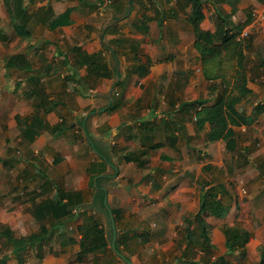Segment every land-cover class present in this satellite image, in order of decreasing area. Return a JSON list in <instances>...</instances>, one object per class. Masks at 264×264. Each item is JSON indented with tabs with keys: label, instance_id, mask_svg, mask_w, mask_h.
Masks as SVG:
<instances>
[{
	"label": "crops",
	"instance_id": "crops-1",
	"mask_svg": "<svg viewBox=\"0 0 264 264\" xmlns=\"http://www.w3.org/2000/svg\"><path fill=\"white\" fill-rule=\"evenodd\" d=\"M214 1L206 4L200 25L215 32L218 41L234 33L245 41L251 89L240 108L251 114L252 122L234 126L240 160L246 154L248 162L229 181L219 180L224 187L217 188L218 197L227 208L222 216L207 208L205 194L199 209L193 210L200 186L206 187V182L214 186L208 181L214 170L207 166L226 169L231 153L222 139L206 142L211 125L201 131L195 110L181 108L195 99L216 100L223 90L221 78L205 76L194 26L188 20L189 0H26L28 15L21 18L12 15L6 0H0V172L10 169L20 181L17 189L25 191L0 202V216H5L6 208L22 224L23 219L39 223V230L23 234L30 235L51 228L49 210L41 214L38 208L58 194L56 184L61 190L81 191L84 197L79 209L63 219L61 229L20 251L23 260L14 257L18 264L35 259L37 264H125L108 241L106 211L94 202L92 177L112 168L92 147L83 127L89 110L107 104L116 82L112 103L117 108L91 115L86 125L96 147L111 150L118 164L117 176L102 180L117 210L120 245L133 262L179 264L187 245L183 226L195 214L212 226V217L224 219L235 206V221L224 227L250 220L242 210L250 194L240 182L243 174L258 173L259 180L249 186L252 197L264 188L260 186L264 184V0L220 1L217 9L232 14L225 27L218 24ZM67 10L71 22L54 26ZM24 20L26 35L16 30ZM39 29L42 34L36 32ZM15 54L23 55L30 67L7 65L8 57ZM87 54L94 64L102 65L103 74L81 64ZM39 87L43 89L38 91ZM40 104L47 126L30 141L22 127ZM258 105L260 110L253 113ZM256 213L264 220V198ZM96 222L105 229L108 244L94 234L85 239L83 248L84 231ZM7 226L11 228L4 225L0 231ZM249 230L246 245L230 254L225 245L217 256L211 240L212 258L230 255L231 264H264V226ZM56 236L58 249L51 243ZM0 253L5 255L1 247ZM11 254H16L13 246Z\"/></svg>",
	"mask_w": 264,
	"mask_h": 264
},
{
	"label": "trees",
	"instance_id": "trees-1",
	"mask_svg": "<svg viewBox=\"0 0 264 264\" xmlns=\"http://www.w3.org/2000/svg\"><path fill=\"white\" fill-rule=\"evenodd\" d=\"M8 8L15 18H21L22 15H28L26 0H6ZM210 0H189L191 4V11L188 14L189 22L194 26L196 35L195 45L200 51L204 61V73L207 78H221L223 90L216 100L211 102L202 99H195L189 102L183 103L182 107L188 106V108L195 110V122L198 129L201 131L205 129L207 123L211 125L210 129L206 132V142H212L217 140H224L226 148L231 153V161L226 165L229 170L234 171L239 168L243 163L248 162L246 154L243 155V160H240V148L237 143V134L234 126L249 125L252 122L251 114L248 115L244 112L240 105L250 95L251 89L248 86V56L244 51L245 41L241 38L238 39V33L225 35L220 41L216 40L215 32L204 30L200 23L205 18V6ZM220 1L217 2L216 6ZM219 6L216 7V9ZM223 11V10H222ZM216 11L219 19L218 24L225 27L228 20L231 18V13ZM70 11L58 16L54 21V26L70 23ZM26 20L19 23L16 30L21 34H28V31L24 30ZM98 57L100 55H92ZM21 58L23 55L15 54L11 55L7 59V65H20L25 69L30 67L28 62H25ZM89 54L81 57V64H88L91 72H95L97 75L103 74L102 65L94 64ZM264 62V59H263ZM43 87H39L38 91H41ZM36 93L32 91L31 94ZM43 105V104H42ZM260 107H254L253 113L260 110ZM117 108V104L112 103L108 108V111H113ZM48 111L49 108L45 107ZM26 127H22V134L28 140H33L41 131L47 126L42 117L41 104L38 106V110L33 114L29 122V118L25 120ZM162 143L158 144V147ZM130 159V157H128ZM207 169L215 170L212 165H208ZM99 175V174H98ZM96 174L92 177V184L94 185V179ZM47 178V181H50ZM52 181V180H51ZM208 183L206 182L205 185ZM218 187L223 188V183H218L217 186L209 188L206 193L207 208L216 216H222L227 212V208L222 204V201L218 197ZM55 188L58 190V194L51 197L47 202L40 205L38 208L41 214H44L46 209L47 213L52 219L51 228L44 227L40 232L32 233L30 235L16 236L12 229L7 226L0 231L15 250V255L20 260L24 259V253L20 251L25 250L28 245L34 246L37 242L41 241L48 235L53 233L54 229H61L63 227V219L68 217L74 209H79V206L84 202L83 193L78 190H61L57 184ZM217 191V192H216ZM264 195V189L259 191L255 197ZM117 210L114 209V213ZM46 217V215H45ZM196 223V227H192V224ZM100 225L95 224L87 227L83 234L82 246L86 247L85 239H91L92 235L96 234L98 238H104V242L107 246L108 242L105 238V229L100 228ZM210 224H208L202 216L198 213L195 214L193 219H186L183 226V235L186 238V248L183 252L179 264H229L226 256H219L212 258L213 248L215 245L210 239ZM225 235V245L228 253H232L237 249L243 248L251 237L249 229L245 228L240 222H236L234 225H228L223 229ZM121 241V240H120ZM204 251L203 253H201ZM199 253L198 257H193L190 253ZM188 259V261H185ZM5 262L6 257L1 256L0 261Z\"/></svg>",
	"mask_w": 264,
	"mask_h": 264
},
{
	"label": "rangeland",
	"instance_id": "rangeland-1",
	"mask_svg": "<svg viewBox=\"0 0 264 264\" xmlns=\"http://www.w3.org/2000/svg\"><path fill=\"white\" fill-rule=\"evenodd\" d=\"M41 30L42 29H39L36 32L39 34H42ZM8 47H9V44H4V48H8ZM2 170H3V172L2 171L0 172V202L7 203L13 194L22 193L25 191H21V190L17 189L20 187V185H19L20 181H18L16 179L15 174H13L10 169L5 168ZM237 173H238V169H236L232 172H231V170H229V168L219 169V170L216 169V170H214L212 177L208 181L211 184L213 183L212 185L215 186L216 184L219 183V180L229 181L230 178H232V176H234ZM259 177H261V176L258 173H255V174L253 173L251 175H250V173H246V174H243V177L241 178V182H240L246 188L247 194L248 193L250 194V199H249L250 202H249L248 206L243 205V207H242V210L244 212H246V214L248 215V218L250 220L246 221L244 219V223L242 222V224H245L247 226L249 225L248 228L251 230H254V231H256L261 225L264 226V224H262V222H264V220L261 221L260 218H258L256 216V214H257L256 211L259 209L260 199L264 198V195L252 197L254 190L252 191L249 188V186L252 185L254 182H256V180L257 181L259 180ZM12 184L13 185L15 184V185L12 187L11 186ZM229 184H230V186H232L233 183L230 181ZM207 185H209V184H207ZM207 185L204 188L202 187V189L200 186L201 190L200 189L197 190V192H196V205L193 208L194 211L199 209L200 200L203 196V192L205 191L207 193V190H209L210 186H207ZM262 185L264 186L263 183H261L260 186L262 187ZM261 187H259V188H261ZM259 188L257 189V191L261 190ZM204 196H206V194ZM158 203H159V201H158ZM18 205H21V206L23 205L22 207H24V209H25V207H27L23 203H19ZM225 205H228V203H225ZM158 209H160V210H158L160 213H161V211H162V213H164V209L162 207L160 208L159 205H158ZM187 209H190V206L188 208H186V207L181 208L180 211H182V210L185 211ZM203 209L204 208L201 205V210H203ZM24 212H27V211H24ZM192 212L193 211L191 210V213ZM235 212H236V207L234 206L232 213H230L226 218L223 219V218L212 217L210 220V222L212 224L211 230H210V239L216 245V248L214 251H215V254L217 256L222 254L221 252L223 250H225V243H224L225 236H224L222 228L225 225H227L229 223H233L235 221ZM14 213H15L14 211L7 210L6 208L4 209L5 216H2V215L0 216V229L4 225H10L11 228L14 230V232L17 235H23L25 233L33 231L34 229H38L39 223L29 222V221L24 220L23 217H21L24 221V224H22L21 223L22 221H20V219H18V218L16 219V217L14 216ZM239 213H240V211H239ZM236 214H238V213H236ZM21 225H23L24 227L21 228L22 227ZM71 235H73V234H71ZM59 238H60L59 236H56L55 239L51 242L52 245L56 249H58V247H59V245H58L59 244V240H58ZM183 240H184V237H183ZM184 244H185L184 241L181 240V246H183ZM0 247L2 248L3 254H5L4 256L6 257V261L3 262V260H2V261H0V264H18L16 261V259H17L16 256L14 254L13 255L11 254L12 245L9 242H7L6 239H4V236H2V235H0ZM190 254H193V257L199 256L198 252L196 255L193 252ZM30 257L32 259L35 258V257H32V254L30 255ZM227 259L229 261V264H231L232 260H231L230 255L227 257ZM185 261H188V259H186ZM37 263H38V261L35 259V260H32V262L30 261L27 264H37ZM169 264H170V262H169Z\"/></svg>",
	"mask_w": 264,
	"mask_h": 264
},
{
	"label": "water",
	"instance_id": "water-1",
	"mask_svg": "<svg viewBox=\"0 0 264 264\" xmlns=\"http://www.w3.org/2000/svg\"><path fill=\"white\" fill-rule=\"evenodd\" d=\"M121 77L119 76L118 81H120ZM117 82L112 86L110 93L108 95V102L106 105L98 106L95 109H91L87 112L85 119L83 120V127L85 134L90 141L92 147L98 152V154L106 160L107 164L112 168L110 172H104L99 174L95 179V187L96 192L94 194V202L99 203V205L106 211L108 223H107V238L109 243L111 244L112 249L116 252L117 255H119L125 264H135L130 256L127 255V253L124 251V249L121 247L119 242V229L117 227L115 214L113 207L109 201L108 198V188L103 183V178H114L117 176L119 172V167L116 161L114 160L113 153L111 150H108L107 152L101 151V149L97 148L93 138L90 136L89 131L87 129L86 121L88 118L93 114H99L103 111H106L111 105L112 101L114 99V93L116 88ZM203 194H206L204 191ZM204 199V197H203Z\"/></svg>",
	"mask_w": 264,
	"mask_h": 264
}]
</instances>
